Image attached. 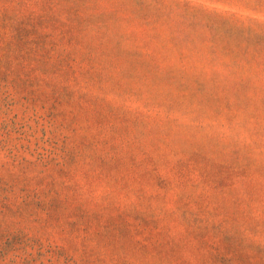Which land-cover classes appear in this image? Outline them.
I'll list each match as a JSON object with an SVG mask.
<instances>
[{
	"label": "rangeland",
	"instance_id": "obj_1",
	"mask_svg": "<svg viewBox=\"0 0 264 264\" xmlns=\"http://www.w3.org/2000/svg\"><path fill=\"white\" fill-rule=\"evenodd\" d=\"M0 264H264V0H0Z\"/></svg>",
	"mask_w": 264,
	"mask_h": 264
}]
</instances>
